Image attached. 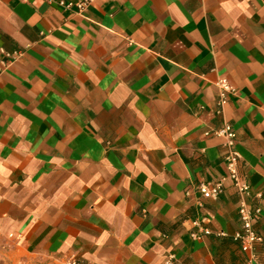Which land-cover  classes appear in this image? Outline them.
<instances>
[{
	"label": "crops",
	"instance_id": "1",
	"mask_svg": "<svg viewBox=\"0 0 264 264\" xmlns=\"http://www.w3.org/2000/svg\"><path fill=\"white\" fill-rule=\"evenodd\" d=\"M61 1L0 0V264H249L226 121L264 264V0Z\"/></svg>",
	"mask_w": 264,
	"mask_h": 264
},
{
	"label": "built area",
	"instance_id": "2",
	"mask_svg": "<svg viewBox=\"0 0 264 264\" xmlns=\"http://www.w3.org/2000/svg\"><path fill=\"white\" fill-rule=\"evenodd\" d=\"M96 0H78L76 2L65 3L61 1L62 5L67 7L76 6L80 11L84 10L90 3ZM218 85L221 89V97L219 99L220 105L225 104L229 95L235 93V88L231 85L230 81L223 77L219 79ZM209 132L208 134H210ZM215 134H223L226 137V144L229 147V152L226 155V178L230 179L239 195L241 196V202L239 206V217L241 220V229L234 235V238L241 244L243 251L249 253L248 263H258L257 247L263 241V237L258 234L254 227V221L261 212L260 207H254L250 202L251 187L244 175L240 172V161L241 153L236 147L237 132L233 124L226 121L221 127L212 131ZM224 181H212V182H201L199 189L205 198L217 197L223 190ZM194 224L199 225L198 221H194ZM209 228H203L201 234L193 232L194 238H199L203 234H210ZM175 258L174 254H171L168 258V263H171ZM72 264H78L77 260H73Z\"/></svg>",
	"mask_w": 264,
	"mask_h": 264
}]
</instances>
